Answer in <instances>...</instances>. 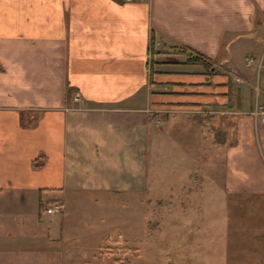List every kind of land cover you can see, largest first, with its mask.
Returning <instances> with one entry per match:
<instances>
[{"label": "crops", "instance_id": "crops-1", "mask_svg": "<svg viewBox=\"0 0 264 264\" xmlns=\"http://www.w3.org/2000/svg\"><path fill=\"white\" fill-rule=\"evenodd\" d=\"M263 41L264 0H0V264H129L99 242L167 183L264 194L254 72L232 62Z\"/></svg>", "mask_w": 264, "mask_h": 264}, {"label": "rangeland", "instance_id": "rangeland-1", "mask_svg": "<svg viewBox=\"0 0 264 264\" xmlns=\"http://www.w3.org/2000/svg\"><path fill=\"white\" fill-rule=\"evenodd\" d=\"M262 47L264 49V41ZM241 51L232 49V62L238 67L243 66L240 54L248 50ZM232 79L235 80L234 76ZM153 113L148 111V115ZM230 131L228 127L223 132L225 139L219 138L217 132L213 135V132L212 139L228 140L231 137ZM197 154L199 151H195L194 156ZM171 156L172 153L166 158ZM210 159L208 170L217 180L216 177L222 171V163L215 154ZM147 165L148 172L152 169L153 174L151 163ZM158 167L164 170L169 168V163L162 158ZM161 174L166 175L168 172ZM191 179L193 183L186 181L180 186L173 183L172 187L167 183L153 191H146L139 196L137 203L129 201L126 210L128 215L123 216L121 225L116 224L113 215L112 226L106 230L110 240L99 242L102 249H112L114 254L108 259L119 255L120 260H127L129 264H205V259H208L206 264H216L217 259L221 260L217 257L221 256L226 264L235 261L245 263L248 259L264 264V259H256V256L264 253V194L224 195L213 191L211 183L200 185V177ZM206 189L208 191L205 192ZM187 203L190 206L200 203L203 208H186L183 205ZM67 205L74 207L69 200ZM85 206L86 211L91 210L89 204ZM92 208L95 212L96 209ZM115 212L119 211L112 210V214ZM126 212L121 211L122 214ZM137 215L138 224L132 219H136ZM69 217H72V213ZM64 224L63 230L66 227ZM138 251L139 257L135 255Z\"/></svg>", "mask_w": 264, "mask_h": 264}, {"label": "built area", "instance_id": "built-area-1", "mask_svg": "<svg viewBox=\"0 0 264 264\" xmlns=\"http://www.w3.org/2000/svg\"><path fill=\"white\" fill-rule=\"evenodd\" d=\"M243 64L246 67H253V95L254 104L252 108L248 111L254 124L261 123L264 124V50L258 54H246L243 57ZM236 72V71H235ZM235 80L240 81L242 78L236 73L234 75ZM80 93L77 91L71 94V103H81ZM63 208L61 202L56 201L44 207L45 213L60 212Z\"/></svg>", "mask_w": 264, "mask_h": 264}, {"label": "trees", "instance_id": "trees-1", "mask_svg": "<svg viewBox=\"0 0 264 264\" xmlns=\"http://www.w3.org/2000/svg\"><path fill=\"white\" fill-rule=\"evenodd\" d=\"M189 59V58H188ZM193 60H195V61H198L199 63H202L203 65H207L208 67H209V65L207 64V62L204 60V59H202V58H200L199 56H197V55H194L193 56ZM189 61V60H188Z\"/></svg>", "mask_w": 264, "mask_h": 264}, {"label": "bare ground", "instance_id": "bare-ground-1", "mask_svg": "<svg viewBox=\"0 0 264 264\" xmlns=\"http://www.w3.org/2000/svg\"><path fill=\"white\" fill-rule=\"evenodd\" d=\"M246 67V66H245ZM251 67V66H250ZM253 68V67H252ZM253 72H254V69H253Z\"/></svg>", "mask_w": 264, "mask_h": 264}]
</instances>
